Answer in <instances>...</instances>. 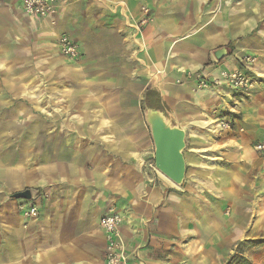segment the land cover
I'll return each instance as SVG.
<instances>
[{"label":"crops","instance_id":"1","mask_svg":"<svg viewBox=\"0 0 264 264\" xmlns=\"http://www.w3.org/2000/svg\"><path fill=\"white\" fill-rule=\"evenodd\" d=\"M57 5L44 18L0 0V264H105L99 219L112 208L129 264H227L239 242L263 238L264 0ZM143 5L152 20L138 27ZM62 33L77 59L61 54ZM240 67L258 79L250 96L197 87ZM148 90L186 131L181 185L150 167Z\"/></svg>","mask_w":264,"mask_h":264},{"label":"built area","instance_id":"2","mask_svg":"<svg viewBox=\"0 0 264 264\" xmlns=\"http://www.w3.org/2000/svg\"><path fill=\"white\" fill-rule=\"evenodd\" d=\"M22 9L29 15L34 17H48L57 11V0H20ZM144 17L138 24V27L149 23L152 18L150 8L146 5L141 6ZM58 46L63 56L68 59H77L79 57L78 43L67 33L60 34L58 38ZM247 66L255 62L253 56L244 57ZM197 87L208 88L211 86L225 85L226 87L241 93L244 96H250L252 90L257 84V77L250 72L247 67L235 69H222L218 76L213 79L198 77ZM219 125L222 129L231 130L232 122L225 118L219 120ZM254 149L261 158L264 159V137L254 143ZM20 210L26 209L29 215L37 214V207L32 205L21 204ZM122 221L121 213L116 209H110L103 214L99 219V226L102 229L105 237L104 261L105 264H129L130 255L127 248L126 239L124 238L120 224Z\"/></svg>","mask_w":264,"mask_h":264},{"label":"water","instance_id":"3","mask_svg":"<svg viewBox=\"0 0 264 264\" xmlns=\"http://www.w3.org/2000/svg\"><path fill=\"white\" fill-rule=\"evenodd\" d=\"M214 55L222 59L228 55L226 47H220ZM145 119L150 126L151 136L155 146V167L177 185L184 182L187 164L184 156L186 148V131L172 124L164 111L148 108ZM16 198L30 199L29 189L14 194Z\"/></svg>","mask_w":264,"mask_h":264},{"label":"rangeland","instance_id":"4","mask_svg":"<svg viewBox=\"0 0 264 264\" xmlns=\"http://www.w3.org/2000/svg\"><path fill=\"white\" fill-rule=\"evenodd\" d=\"M19 152L22 153L23 151L20 150ZM149 164L152 165L150 166L151 168L156 169L155 163L150 162ZM234 249L236 258H234L233 262L230 264H253L255 263L256 259L258 260L260 258H264V237L254 241H244L237 249ZM239 255H243V257H245V260L236 262V259L239 257ZM255 264H258V262H256Z\"/></svg>","mask_w":264,"mask_h":264},{"label":"trees","instance_id":"5","mask_svg":"<svg viewBox=\"0 0 264 264\" xmlns=\"http://www.w3.org/2000/svg\"><path fill=\"white\" fill-rule=\"evenodd\" d=\"M144 98V104L142 103L143 110L145 109V106H147L148 108L160 109L162 111L164 110L165 105L162 102L160 94L156 90L146 91ZM241 243L242 242H239L235 248L237 249L241 245ZM234 258H236L235 249L234 253L230 254L229 261L227 262V264L232 263ZM242 260H245V257H243V255H239V257L236 259V262H240Z\"/></svg>","mask_w":264,"mask_h":264}]
</instances>
